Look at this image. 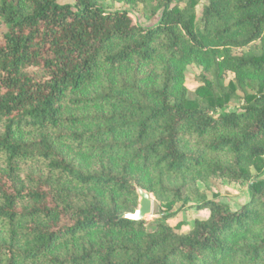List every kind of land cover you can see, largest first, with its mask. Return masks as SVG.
I'll return each mask as SVG.
<instances>
[{
  "label": "trees",
  "instance_id": "1",
  "mask_svg": "<svg viewBox=\"0 0 264 264\" xmlns=\"http://www.w3.org/2000/svg\"><path fill=\"white\" fill-rule=\"evenodd\" d=\"M70 1L0 0V264H264V0H206L200 18L198 0ZM218 180L250 201L197 191L209 218L169 225ZM137 187L168 196L153 230L123 217Z\"/></svg>",
  "mask_w": 264,
  "mask_h": 264
},
{
  "label": "rangeland",
  "instance_id": "2",
  "mask_svg": "<svg viewBox=\"0 0 264 264\" xmlns=\"http://www.w3.org/2000/svg\"><path fill=\"white\" fill-rule=\"evenodd\" d=\"M68 3L72 4V1L66 0ZM185 2L187 0H184ZM206 0H198L197 6L195 8L196 14L201 16L202 9L204 5H206ZM105 8L109 11H120L124 10L129 13V15L133 18L135 22L146 26H153L155 20L150 19V11L144 9L141 5H131V4H124L118 3L113 1H107L105 3ZM184 70L185 75V86L188 91V97L194 99L196 96L195 91L197 88L203 85L202 82V68L196 65H188L182 67ZM222 84L227 85L228 79L223 80ZM240 98L242 94L239 93ZM240 98L233 99L231 103L226 106L222 112H232V111H239L243 101ZM253 176L256 179H263L264 180V172L262 174H257L255 171L252 172ZM258 175V176H257ZM257 176V177H256ZM180 184V182L178 183ZM191 192L185 195L186 200H188L187 205H182V203H177L174 207V211L179 210L177 214L168 220V223L171 227L177 230L178 224H183L182 228L177 230L179 233L185 234L190 232V230L194 226V222L196 220H206L210 216V212L208 210H198L196 208V197L195 194L197 191L199 193L206 195L208 199L212 200L218 195L217 200L219 202H223L229 205L232 211L239 210L242 206L247 204L250 201V195L247 187V183H228L225 180H218V181H211L210 183H203L199 182L192 186ZM149 193V192H148ZM152 200H153V211L150 216L146 218L147 228L148 230H153L156 224V219L159 218L161 212L165 213L166 207L165 204L167 203L166 198L167 195L164 196H157L154 193H149ZM192 197V198H191ZM140 203V198L138 195V207ZM182 208V209H181ZM172 211V212H174Z\"/></svg>",
  "mask_w": 264,
  "mask_h": 264
},
{
  "label": "water",
  "instance_id": "3",
  "mask_svg": "<svg viewBox=\"0 0 264 264\" xmlns=\"http://www.w3.org/2000/svg\"><path fill=\"white\" fill-rule=\"evenodd\" d=\"M137 193L140 198L139 207L132 213L124 214L123 217L136 222H145L146 218L152 214L153 200L150 194L141 187H137Z\"/></svg>",
  "mask_w": 264,
  "mask_h": 264
}]
</instances>
